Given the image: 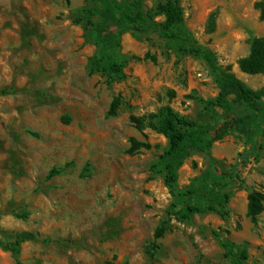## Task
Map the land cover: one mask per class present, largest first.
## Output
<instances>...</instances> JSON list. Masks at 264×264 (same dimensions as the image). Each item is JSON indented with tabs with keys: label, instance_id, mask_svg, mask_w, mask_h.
I'll return each mask as SVG.
<instances>
[{
	"label": "rangeland",
	"instance_id": "1",
	"mask_svg": "<svg viewBox=\"0 0 264 264\" xmlns=\"http://www.w3.org/2000/svg\"><path fill=\"white\" fill-rule=\"evenodd\" d=\"M260 2L180 0L181 40L124 34L116 44L100 34L103 14L94 33L76 21L90 0H0V242L30 237L17 258L0 246V264H231L214 233L245 250L247 264H264V212L255 225L246 217L247 196L264 192V137L251 148L241 128L185 159L179 189L212 176L231 197L225 218L181 222L155 168L167 140L149 128L167 106L212 124L225 74L264 99V75L237 67L264 35ZM99 54L112 56L121 76L92 72Z\"/></svg>",
	"mask_w": 264,
	"mask_h": 264
},
{
	"label": "trees",
	"instance_id": "2",
	"mask_svg": "<svg viewBox=\"0 0 264 264\" xmlns=\"http://www.w3.org/2000/svg\"><path fill=\"white\" fill-rule=\"evenodd\" d=\"M93 8L83 10L78 23L84 24L91 32H97L94 17L101 13L108 18L107 25L100 31L117 44L119 37L128 34L137 40H148L156 35L164 40H181L182 35L177 28L183 22V9L180 0H152V8L148 9L142 0H90ZM255 9L260 19L264 21V3H256ZM162 20H157V18ZM214 16L211 17V26ZM99 31V30H98ZM99 33V32H98ZM237 67L242 74L249 76L264 75V35L254 38L250 42L249 53L237 61ZM92 72H102L109 80L121 76V65L107 55H96L91 60ZM212 106L222 110L216 120L209 125H200L195 121L177 114L170 107L161 108L156 115H150L149 120H155L156 125L150 123L149 128L156 131L167 140L168 148L164 151L155 168L164 175V184L173 201L170 206L171 215L181 222H188L196 214L215 213L221 218L228 215L226 209L231 193L228 183L207 176L200 189L181 190L177 186L178 171L185 159L196 152H207L214 144L221 142L227 135L243 128L246 131L248 145L256 146L258 138L264 135V99L250 89L232 74H225L220 79L219 92ZM116 105L113 104L110 115L115 114ZM139 129L144 127L140 120L131 119ZM145 149L149 145H138ZM137 146L135 145L134 148ZM57 172H50L53 177ZM203 191V192H202ZM264 212V192L255 191L247 196L246 217L252 224H256L259 216ZM165 230L159 228L155 239L163 237ZM225 252V257L231 264H247L248 254L245 250H238L228 239H220L214 233ZM29 236H22L14 243L0 246L3 250L18 257L21 244L29 240ZM17 264H20L17 262Z\"/></svg>",
	"mask_w": 264,
	"mask_h": 264
}]
</instances>
